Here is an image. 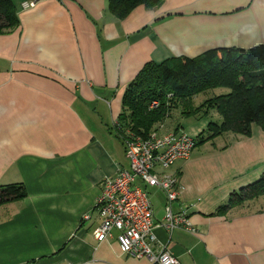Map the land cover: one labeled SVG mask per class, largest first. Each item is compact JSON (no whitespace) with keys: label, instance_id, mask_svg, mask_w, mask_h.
Listing matches in <instances>:
<instances>
[{"label":"crops","instance_id":"1","mask_svg":"<svg viewBox=\"0 0 264 264\" xmlns=\"http://www.w3.org/2000/svg\"><path fill=\"white\" fill-rule=\"evenodd\" d=\"M12 3L18 24L0 31V186L22 183L26 196L0 205V264H149L120 252L118 231L93 233L101 181L129 168L115 129L123 93L147 62L264 43V0H163L123 19L108 0ZM251 130L160 170L181 186L173 213L197 228L155 229L181 264H264V196L217 213L264 174V130ZM147 191L161 222L166 197Z\"/></svg>","mask_w":264,"mask_h":264},{"label":"trees","instance_id":"2","mask_svg":"<svg viewBox=\"0 0 264 264\" xmlns=\"http://www.w3.org/2000/svg\"><path fill=\"white\" fill-rule=\"evenodd\" d=\"M163 0H108V10L117 19L125 18L135 7L156 8ZM18 24L12 0H0V31ZM225 87L227 94L205 99L193 107L191 99L199 93ZM157 101L156 107L151 103ZM182 106V113L195 116L210 109L220 115L210 121L205 137L196 146L224 133L248 137L252 125L264 130V43L248 49L237 47L209 49L195 57H170L147 62L127 85L122 96V112L116 120V135L122 141L127 132L146 137L163 129L170 109ZM180 128L177 126L173 130ZM26 196L22 183L0 186V205ZM264 196V174L239 192L230 194L218 214L245 201Z\"/></svg>","mask_w":264,"mask_h":264},{"label":"built area","instance_id":"3","mask_svg":"<svg viewBox=\"0 0 264 264\" xmlns=\"http://www.w3.org/2000/svg\"><path fill=\"white\" fill-rule=\"evenodd\" d=\"M23 5L30 7L34 2ZM157 105V101L151 103V107ZM122 143L129 168H119L114 177H105L101 181L100 194L94 205L100 223L94 229V236L103 241L116 230L122 254L143 258L149 264H181L168 249L157 246L155 229L163 227L168 233L174 229L196 233L197 228L190 221L187 210L173 213L172 203L178 198L181 186L175 175L160 170L169 168L177 160L188 159L196 147V140L178 128L153 130L146 137L127 132ZM147 187L158 188L166 197L161 222L154 220Z\"/></svg>","mask_w":264,"mask_h":264},{"label":"rangeland","instance_id":"4","mask_svg":"<svg viewBox=\"0 0 264 264\" xmlns=\"http://www.w3.org/2000/svg\"><path fill=\"white\" fill-rule=\"evenodd\" d=\"M229 92L228 88L225 87H219L214 88L211 90H208L203 93H199L192 97L191 104L193 107L199 106L205 99L216 96V95H223L227 94ZM212 122H219L220 121V115L216 110L210 109L206 114H203V111H200L199 114L195 116H189L182 113V106L177 105L176 107L170 109V112L168 114V117L165 119V125L167 127H175L180 126V128L189 134L192 138L195 140H199L201 137H205V133L207 131L208 125ZM223 137H220L218 140H223ZM211 141V140H209ZM206 141L205 143H207ZM211 144L208 142L207 144H199L197 148L194 150L193 153H199L202 152L204 149H207L210 147ZM180 164V161L176 162L172 168H170L168 171H171L173 167H178ZM147 189L152 192V190H155V187H147ZM154 200V199H153ZM257 205L264 206V198L260 199L257 203Z\"/></svg>","mask_w":264,"mask_h":264}]
</instances>
